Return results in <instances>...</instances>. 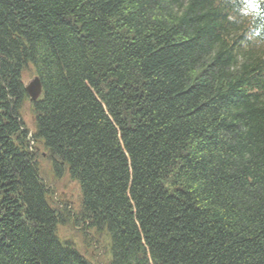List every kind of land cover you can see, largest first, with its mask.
Listing matches in <instances>:
<instances>
[{"label":"trees","instance_id":"trees-1","mask_svg":"<svg viewBox=\"0 0 264 264\" xmlns=\"http://www.w3.org/2000/svg\"><path fill=\"white\" fill-rule=\"evenodd\" d=\"M69 221L107 264H264V0H0V264H95Z\"/></svg>","mask_w":264,"mask_h":264},{"label":"rangeland","instance_id":"rangeland-1","mask_svg":"<svg viewBox=\"0 0 264 264\" xmlns=\"http://www.w3.org/2000/svg\"><path fill=\"white\" fill-rule=\"evenodd\" d=\"M34 76L31 70L25 72L22 79L24 85ZM21 113L26 126L32 130L34 118L29 102L24 103ZM36 151L40 153L43 150L38 147ZM39 168L41 175L49 182V185L54 190L52 194L53 201L57 202L59 206L67 207L72 214L77 212L81 198L77 183L72 181L67 174H63L60 177L54 176L52 167L47 160L39 158ZM90 233L92 234V231ZM57 234L62 242L65 240L70 241L77 251L81 252L95 264H107L110 258V252L109 240L105 234L97 235L94 233L92 236L90 234L84 235L82 233V227L70 221L69 223L59 225ZM95 236H97V244H94L92 241Z\"/></svg>","mask_w":264,"mask_h":264},{"label":"water","instance_id":"water-1","mask_svg":"<svg viewBox=\"0 0 264 264\" xmlns=\"http://www.w3.org/2000/svg\"><path fill=\"white\" fill-rule=\"evenodd\" d=\"M24 88L30 101L37 100L42 93L41 82L37 75L24 85Z\"/></svg>","mask_w":264,"mask_h":264}]
</instances>
